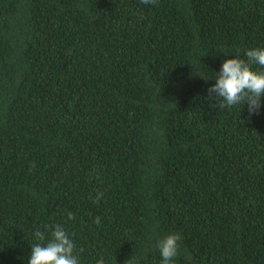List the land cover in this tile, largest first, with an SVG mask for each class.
<instances>
[{"label": "trees", "instance_id": "1", "mask_svg": "<svg viewBox=\"0 0 264 264\" xmlns=\"http://www.w3.org/2000/svg\"><path fill=\"white\" fill-rule=\"evenodd\" d=\"M257 47L264 0H0V264L48 225L79 264H160L169 233L171 264H264V96L208 93Z\"/></svg>", "mask_w": 264, "mask_h": 264}, {"label": "clouds", "instance_id": "2", "mask_svg": "<svg viewBox=\"0 0 264 264\" xmlns=\"http://www.w3.org/2000/svg\"><path fill=\"white\" fill-rule=\"evenodd\" d=\"M143 4H157L158 0H141ZM242 58H226L219 72H215V83L208 88L210 97L220 101L219 107H232L247 104L249 114L259 111L261 97L264 96V48L257 47L245 51ZM253 65L258 70H253ZM241 107V108H242ZM102 193L96 196L101 199ZM71 218V214H69ZM97 223L99 219L97 218ZM50 238L46 240L44 232L33 233L37 243L31 245L27 264H79L76 245L66 230L60 225H48ZM179 233H169L156 241L161 261L160 264H171L179 252ZM103 264V260L97 261ZM124 264H134L131 257Z\"/></svg>", "mask_w": 264, "mask_h": 264}]
</instances>
